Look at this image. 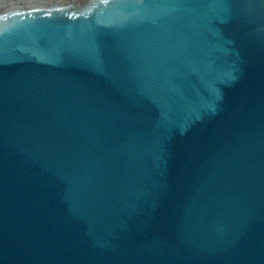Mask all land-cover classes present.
Wrapping results in <instances>:
<instances>
[{"label":"water","instance_id":"water-1","mask_svg":"<svg viewBox=\"0 0 264 264\" xmlns=\"http://www.w3.org/2000/svg\"><path fill=\"white\" fill-rule=\"evenodd\" d=\"M0 264H264V0H0Z\"/></svg>","mask_w":264,"mask_h":264}]
</instances>
